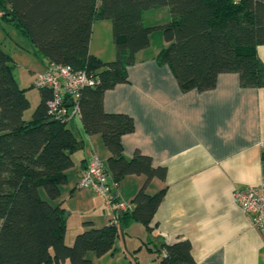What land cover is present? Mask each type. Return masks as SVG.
Instances as JSON below:
<instances>
[{
  "label": "trees",
  "instance_id": "obj_1",
  "mask_svg": "<svg viewBox=\"0 0 264 264\" xmlns=\"http://www.w3.org/2000/svg\"><path fill=\"white\" fill-rule=\"evenodd\" d=\"M157 6H168L169 17L146 22L145 12ZM0 16L28 41L23 50L45 60L48 68L68 64L95 80L82 90L79 114H53L48 104L53 91L42 87L27 119L31 103L17 79L18 62L0 44V264H95L87 253H116L117 238L133 221L152 231L166 190L150 195L146 187L154 177L164 179L166 167L141 152L130 159L123 155L122 138L135 130L134 119L107 112L103 101L106 90L128 81V67L150 44L153 31L163 30L169 45L159 57L183 90L213 88L225 72L238 73L244 86L264 87L258 52L264 45V0H0ZM102 19L113 22L117 56L112 61L90 51L93 24ZM78 115L85 131L102 133L111 150V182L118 185L128 174H145L147 181L130 207L102 228L79 232L69 244L66 209L51 200L60 196L73 155L84 146L73 128ZM42 189L49 199L41 196ZM145 243L155 254L154 264H198L189 240ZM136 252L126 253L129 264H141Z\"/></svg>",
  "mask_w": 264,
  "mask_h": 264
},
{
  "label": "crops",
  "instance_id": "obj_2",
  "mask_svg": "<svg viewBox=\"0 0 264 264\" xmlns=\"http://www.w3.org/2000/svg\"><path fill=\"white\" fill-rule=\"evenodd\" d=\"M169 17L168 6L145 12L146 22ZM163 30L150 34V44L136 53L128 67V81L104 94L107 112L133 117L135 130L122 138L123 155L130 159L137 152L148 155L156 166L166 167L164 179L154 177L146 191L154 195L165 189V196L152 220V231L133 221L116 240V253L97 256L89 251L95 264H129L126 252H151L153 245L189 240L198 264H264V229L253 225L252 216L234 200L235 188L264 181V87L244 86L236 72L221 73L213 88L183 90L171 67L159 57L167 47ZM90 51L103 61L117 56L111 19L93 24ZM264 61V45L258 46ZM17 79L27 89L30 119L41 100L33 86L38 73L45 71V60L30 52H20ZM24 62V63H23ZM24 64V65H23ZM73 128L84 139L82 149L73 155L67 181L61 194L51 200L66 209V241L90 228H102L115 219L119 201L133 204L147 181L145 174H128L112 188L117 201L108 204L94 188L77 184L94 157L109 170L112 155L102 133L85 131L80 116ZM41 196L49 199L47 194Z\"/></svg>",
  "mask_w": 264,
  "mask_h": 264
},
{
  "label": "built area",
  "instance_id": "obj_3",
  "mask_svg": "<svg viewBox=\"0 0 264 264\" xmlns=\"http://www.w3.org/2000/svg\"><path fill=\"white\" fill-rule=\"evenodd\" d=\"M94 82V78L86 70L75 69L68 64L54 63L36 75L34 86L39 89L51 88L53 97L48 103L50 111L56 116L72 118L80 113L78 99L82 90L88 85H93ZM116 186L117 183L111 182L104 162L98 157L91 160L78 182L80 188L89 187L97 190L106 198L109 205L113 203L112 188ZM234 200L244 211L251 214L255 227L264 229V181L257 185L235 188ZM130 205L119 201L117 208L123 210Z\"/></svg>",
  "mask_w": 264,
  "mask_h": 264
},
{
  "label": "rangeland",
  "instance_id": "obj_4",
  "mask_svg": "<svg viewBox=\"0 0 264 264\" xmlns=\"http://www.w3.org/2000/svg\"><path fill=\"white\" fill-rule=\"evenodd\" d=\"M27 42L28 41L23 37L14 24L6 22L0 16V44L3 45L7 51H10L15 56L20 52L23 53L24 50L21 46L22 44L27 45L25 44ZM42 192L43 196H46V193H44V191ZM136 254L139 255L141 264H154L152 262V257H154L155 254L147 251L136 252Z\"/></svg>",
  "mask_w": 264,
  "mask_h": 264
},
{
  "label": "water",
  "instance_id": "obj_5",
  "mask_svg": "<svg viewBox=\"0 0 264 264\" xmlns=\"http://www.w3.org/2000/svg\"><path fill=\"white\" fill-rule=\"evenodd\" d=\"M119 213H122V210H120V212Z\"/></svg>",
  "mask_w": 264,
  "mask_h": 264
}]
</instances>
